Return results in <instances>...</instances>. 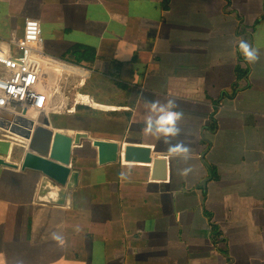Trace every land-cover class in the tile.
I'll use <instances>...</instances> for the list:
<instances>
[{
  "label": "crops",
  "instance_id": "crops-1",
  "mask_svg": "<svg viewBox=\"0 0 264 264\" xmlns=\"http://www.w3.org/2000/svg\"><path fill=\"white\" fill-rule=\"evenodd\" d=\"M27 20L50 59L76 51L68 64L91 71H66L81 88L61 84L59 126L33 118L89 139L73 148L80 180L65 206L37 200L39 172L0 167V264H264V0H0L4 52H18ZM241 38L260 49L247 78ZM168 98L184 113L171 142L190 146L187 162L171 157L159 181L123 156L99 164L93 140L168 155L143 133L145 103Z\"/></svg>",
  "mask_w": 264,
  "mask_h": 264
},
{
  "label": "water",
  "instance_id": "water-1",
  "mask_svg": "<svg viewBox=\"0 0 264 264\" xmlns=\"http://www.w3.org/2000/svg\"><path fill=\"white\" fill-rule=\"evenodd\" d=\"M24 30V28H23ZM88 134L69 136L54 131L52 126L40 123L36 118L19 115L0 108V167L21 168L42 174L37 200L58 206L67 204L68 195L79 186L80 172L72 167L74 147L82 148V140ZM210 143V141L208 140ZM98 150L99 164L115 163L123 156L127 162L152 165V180H166L171 157L160 158L153 149L145 146L127 145L120 142L93 140ZM206 164L205 153L201 156ZM205 178L201 185L206 188L212 178Z\"/></svg>",
  "mask_w": 264,
  "mask_h": 264
},
{
  "label": "built area",
  "instance_id": "built-area-1",
  "mask_svg": "<svg viewBox=\"0 0 264 264\" xmlns=\"http://www.w3.org/2000/svg\"><path fill=\"white\" fill-rule=\"evenodd\" d=\"M15 46L17 53L4 52L0 39V108L19 115L35 117L41 114L47 118L52 112V102L56 100L58 93L62 95V90L57 85L56 92L50 91V80L44 77V64H50L49 61L53 59L42 48L41 23L27 20L23 34ZM64 64L81 70L82 73L78 74L62 69L76 73L82 82L90 76V70ZM55 70L57 74H61V70ZM134 77L133 85L139 86L141 79L138 71L134 72Z\"/></svg>",
  "mask_w": 264,
  "mask_h": 264
},
{
  "label": "clouds",
  "instance_id": "clouds-1",
  "mask_svg": "<svg viewBox=\"0 0 264 264\" xmlns=\"http://www.w3.org/2000/svg\"><path fill=\"white\" fill-rule=\"evenodd\" d=\"M238 48L245 62L251 64L260 59V49L251 45L247 40L241 38ZM183 116L184 113L178 110V105L174 98H168L164 102L159 100L147 101L145 103L143 133L145 136L153 137L167 145L169 157L187 162L191 158L190 146L184 142H171L181 132L178 122L182 120ZM191 171L192 168L190 166L185 167L180 170V175L186 176ZM51 238L57 242H62L63 240L59 232H53Z\"/></svg>",
  "mask_w": 264,
  "mask_h": 264
},
{
  "label": "rangeland",
  "instance_id": "rangeland-1",
  "mask_svg": "<svg viewBox=\"0 0 264 264\" xmlns=\"http://www.w3.org/2000/svg\"><path fill=\"white\" fill-rule=\"evenodd\" d=\"M43 48V47H42ZM61 49V48H60ZM44 50V48H43ZM46 55L49 57V58H54V59H57L59 60L60 58H57L56 56H54L53 54H50L49 52L45 51ZM60 55H64L65 58L64 59H61L63 60V62L65 63H70L69 60H72V56L71 54H60ZM44 70H45V74H44V77L45 79L47 80H50V83L51 85L49 86V90L50 91H53V92H56V87L57 85L60 87V89H63L61 84L64 86V84L68 85L70 83L69 81V78L72 77V83L75 84V86H78L79 88H81L80 86V83H79V80L77 79L76 75L74 74H71L69 72H66L64 70L61 69V74H57L56 70H55V66L54 65H50V64H44ZM86 81V80H85ZM56 82V85H54V83ZM84 86H82L83 88ZM69 93L68 92L66 94V98L64 97L65 96V92L62 93V95L60 93L57 94V97H56V100L52 102L51 104V109H52V112H51V116L49 118V120H51V122L53 123V125H56V126H59V121H54V119L56 118V114L58 113L57 111L63 107L64 103H66L67 105H69V101H70V97H69ZM66 105V107H67ZM55 112V113H54ZM61 115L64 114V112H60ZM39 115V114H37ZM67 115V114H66ZM40 116V115H39ZM86 145H84L83 147H85ZM82 147V148H83ZM193 199L192 198H189V201L191 202Z\"/></svg>",
  "mask_w": 264,
  "mask_h": 264
},
{
  "label": "trees",
  "instance_id": "trees-1",
  "mask_svg": "<svg viewBox=\"0 0 264 264\" xmlns=\"http://www.w3.org/2000/svg\"><path fill=\"white\" fill-rule=\"evenodd\" d=\"M75 55H76V51H73L71 54L72 58H75ZM76 63H79V62L76 61ZM237 73H238V78H247L245 77V75H247L249 71L246 70V62L244 59L242 60V63H240V65L237 67ZM213 230H214V233H217L216 226H213Z\"/></svg>",
  "mask_w": 264,
  "mask_h": 264
},
{
  "label": "bare ground",
  "instance_id": "bare-ground-1",
  "mask_svg": "<svg viewBox=\"0 0 264 264\" xmlns=\"http://www.w3.org/2000/svg\"><path fill=\"white\" fill-rule=\"evenodd\" d=\"M49 63L52 64V65H54L55 68H56L58 71H60L61 69H66V70H69V71H71V72H76V73H78V74H79V73H82L81 70L76 69V68H73V67H71V66H69V65H66V64L62 63V62H57V61L52 60V61H49Z\"/></svg>",
  "mask_w": 264,
  "mask_h": 264
}]
</instances>
